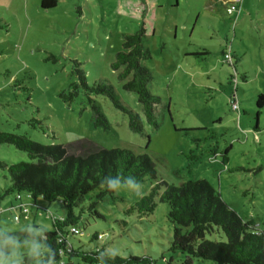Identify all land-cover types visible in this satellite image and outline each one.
I'll list each match as a JSON object with an SVG mask.
<instances>
[{
	"label": "rangeland",
	"instance_id": "obj_1",
	"mask_svg": "<svg viewBox=\"0 0 264 264\" xmlns=\"http://www.w3.org/2000/svg\"><path fill=\"white\" fill-rule=\"evenodd\" d=\"M41 2L0 0V130L62 145L74 155L95 148L145 154L157 181L176 186L204 179L241 219L264 232V105H256L258 94L264 95V0H238L232 13L226 12L231 0H56L49 8ZM140 26L149 52L142 65L152 73L147 88L160 100L157 129L147 124L136 95L122 89L110 66L122 35ZM75 63L88 86L113 87L140 116L142 133L132 132L127 115L104 96L90 95L107 129L94 126L81 87L71 101L60 97L77 81ZM0 161L30 160L2 144ZM152 183L116 185L112 195L97 200L100 217L85 211L80 234L69 236V243L87 252L103 247L123 258L183 264L185 255L170 249L173 225L165 204L143 218L124 214ZM9 185L6 169H0V233L28 229L38 235L64 216L59 200L6 194ZM96 193L85 195L83 204L95 201ZM95 233L100 239H92ZM42 251L36 240L2 239L0 264H20ZM49 264L87 263L62 255Z\"/></svg>",
	"mask_w": 264,
	"mask_h": 264
},
{
	"label": "trees",
	"instance_id": "obj_2",
	"mask_svg": "<svg viewBox=\"0 0 264 264\" xmlns=\"http://www.w3.org/2000/svg\"><path fill=\"white\" fill-rule=\"evenodd\" d=\"M55 3L56 0H42L41 6L54 7ZM143 37L142 26L132 34L122 35L121 49L110 66L117 71L122 89L136 95L147 124L157 129L155 106L160 100L147 88L152 73L142 65V61L149 57L142 44ZM74 72L77 81L69 85L66 93L60 94L64 101H71L81 87L90 101L94 126L107 129V120L90 97L91 94L104 96L115 109L127 115L128 128L132 132L142 133L140 116L123 105L112 86L101 82L88 86L85 73L77 63ZM256 105L258 108L264 105V95L258 94ZM2 144L14 146L26 153L30 160L10 165L0 161V169H6L9 176L10 185L5 193L19 195L25 192L33 199L59 200L65 212L60 219H53L51 230H43L38 235L28 229L0 233V240L30 239L41 244V253L24 257L20 264H49L58 261L62 255L69 260L76 257L87 264H154L147 256L123 258L103 247L87 252L81 247L74 248L68 241L69 236L80 234L78 222L85 211L100 217L95 209L97 200L107 194L112 195L116 185H140L146 179L153 181L148 192L124 210V214L143 218L151 215L158 203L165 204L166 218L173 225L170 249L185 255L183 264H192L194 259L213 264H264V232L252 220L241 219L204 179L176 186L157 181L150 158L145 154H133L127 149L95 148L82 155H74L62 145H42L25 135L0 130ZM93 191L97 192L96 200L85 206V195ZM72 228L77 233L71 232ZM100 236L95 233L92 239L98 240Z\"/></svg>",
	"mask_w": 264,
	"mask_h": 264
},
{
	"label": "built area",
	"instance_id": "obj_3",
	"mask_svg": "<svg viewBox=\"0 0 264 264\" xmlns=\"http://www.w3.org/2000/svg\"><path fill=\"white\" fill-rule=\"evenodd\" d=\"M237 1L231 0L232 4L230 6H228V7H226V12L227 13H232V12H234L237 9V7L235 6ZM71 232L77 233V230L72 228Z\"/></svg>",
	"mask_w": 264,
	"mask_h": 264
}]
</instances>
